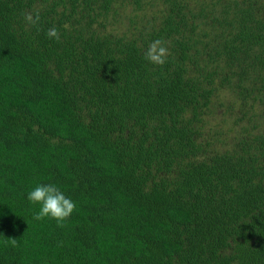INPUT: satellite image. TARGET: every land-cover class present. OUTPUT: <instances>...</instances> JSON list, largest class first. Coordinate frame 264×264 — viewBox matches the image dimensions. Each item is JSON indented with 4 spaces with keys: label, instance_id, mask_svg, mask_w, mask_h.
<instances>
[{
    "label": "trees",
    "instance_id": "1",
    "mask_svg": "<svg viewBox=\"0 0 264 264\" xmlns=\"http://www.w3.org/2000/svg\"><path fill=\"white\" fill-rule=\"evenodd\" d=\"M118 1L152 7L101 28ZM223 86L264 118V0H0V264H264V130L213 145Z\"/></svg>",
    "mask_w": 264,
    "mask_h": 264
},
{
    "label": "rangeland",
    "instance_id": "2",
    "mask_svg": "<svg viewBox=\"0 0 264 264\" xmlns=\"http://www.w3.org/2000/svg\"><path fill=\"white\" fill-rule=\"evenodd\" d=\"M151 5H148L146 8L149 11L151 9ZM115 9L110 10V12L104 16L103 23L104 26L101 28L108 29V30H114V31H123L129 26V16L133 14L135 10L132 9V5L130 3H120L119 1L116 2ZM146 8H141L135 11L136 13L140 14L143 11H146ZM234 97V92L232 89L223 86L218 88L216 91V94L214 96V106H210L211 111L206 116L208 119L209 127L211 125V129H209L212 133H218V136L221 137V141H218L217 139L214 141L213 145H216L218 147H227L230 143V135L234 132H239L240 134H245L249 130L251 132L257 131L259 129L264 130V118L261 116H258L256 118L253 116L252 119H248V116H244L243 118H239L238 121H233V115H235V109L231 107L232 109H226L227 102L231 100ZM223 104V105H222ZM246 108L249 109V111L246 113V115H251L250 111L252 108H250L248 105ZM251 109V110H250ZM254 110H261V105L258 103H255L253 106ZM226 110V112H225ZM236 112L240 114V110L236 109ZM256 123V125H252V123ZM244 126L246 127L244 130ZM233 128V129H232ZM243 130V132H241ZM222 133V134H220ZM207 134V133H206ZM226 136L225 138H222V136Z\"/></svg>",
    "mask_w": 264,
    "mask_h": 264
},
{
    "label": "clouds",
    "instance_id": "3",
    "mask_svg": "<svg viewBox=\"0 0 264 264\" xmlns=\"http://www.w3.org/2000/svg\"><path fill=\"white\" fill-rule=\"evenodd\" d=\"M24 19L30 24H36L39 20L37 13L35 19L31 13L25 15ZM49 39L60 40L59 30L51 28L46 32ZM169 55V50L162 40L153 41L144 52L143 58L153 64L163 66ZM28 200L32 204H39L40 210L35 213L34 219L43 220L50 217L57 221L58 226H63L64 221L72 214L76 205L71 198L67 197L54 184H39L28 193ZM11 244L16 246L17 241L12 239Z\"/></svg>",
    "mask_w": 264,
    "mask_h": 264
}]
</instances>
